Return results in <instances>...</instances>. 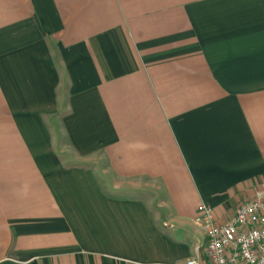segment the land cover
I'll return each mask as SVG.
<instances>
[{
  "label": "crops",
  "instance_id": "obj_1",
  "mask_svg": "<svg viewBox=\"0 0 264 264\" xmlns=\"http://www.w3.org/2000/svg\"><path fill=\"white\" fill-rule=\"evenodd\" d=\"M264 194V0H0V264L206 260Z\"/></svg>",
  "mask_w": 264,
  "mask_h": 264
},
{
  "label": "built area",
  "instance_id": "obj_2",
  "mask_svg": "<svg viewBox=\"0 0 264 264\" xmlns=\"http://www.w3.org/2000/svg\"><path fill=\"white\" fill-rule=\"evenodd\" d=\"M194 220L205 231L206 260L195 255L185 264H264V194L242 201L222 222L201 203Z\"/></svg>",
  "mask_w": 264,
  "mask_h": 264
}]
</instances>
